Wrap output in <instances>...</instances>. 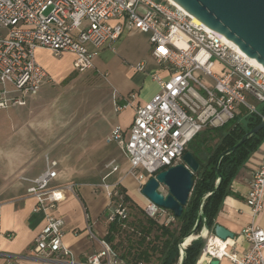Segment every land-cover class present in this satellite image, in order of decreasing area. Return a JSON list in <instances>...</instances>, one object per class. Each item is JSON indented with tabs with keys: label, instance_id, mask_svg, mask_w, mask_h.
Wrapping results in <instances>:
<instances>
[{
	"label": "built area",
	"instance_id": "1",
	"mask_svg": "<svg viewBox=\"0 0 264 264\" xmlns=\"http://www.w3.org/2000/svg\"><path fill=\"white\" fill-rule=\"evenodd\" d=\"M132 31L149 35L152 57L167 72L166 77L159 72L151 74L159 91L135 109L128 131L118 126L108 137L129 159L132 168L128 177L135 180L142 194L151 178L183 163L189 143L198 134L223 127L238 115L239 107L258 113L253 102L264 103V68L171 1L0 0V109L25 106L27 96L52 82L37 61L39 49L55 56L72 53L74 68L83 74L96 69L93 59L102 50L109 47L115 52V44ZM137 71L145 72V64H139ZM203 78L209 79L211 86ZM135 97L131 95L132 100ZM131 105V101L115 102L114 107L120 113ZM46 160V170L38 178H22L29 184L27 194L37 201L34 211L46 219L30 256L40 264H127L106 239L99 240L100 249L85 259H79L65 243V222L56 211L68 193L75 194L76 185L52 187L58 177V162ZM108 167L113 168L108 176L119 170L114 162ZM118 186L102 185L110 198V223L129 218L128 204ZM159 191L163 192L162 187ZM246 204L254 216L264 210V147ZM144 213L157 221L166 217V226L175 221L169 211L148 199ZM86 231L96 239L91 227ZM243 236L249 244L243 254L230 251L226 242L221 246L214 235L206 236L198 263L205 257L208 264L224 258L234 264H264V229L251 226ZM5 264H14V260L8 257Z\"/></svg>",
	"mask_w": 264,
	"mask_h": 264
},
{
	"label": "crops",
	"instance_id": "2",
	"mask_svg": "<svg viewBox=\"0 0 264 264\" xmlns=\"http://www.w3.org/2000/svg\"><path fill=\"white\" fill-rule=\"evenodd\" d=\"M132 32L127 34H131ZM105 50L115 54L109 47L102 50L101 53L93 59L96 69L97 64L95 62H97V59H101V55ZM43 53L51 56L54 54L47 49H39L36 56L37 61L46 70L52 82L61 80L72 71L78 72L74 68L75 56L72 53L65 52L61 54L71 57V63L67 67L54 65L49 61H45L42 57ZM137 66L132 67L131 70L128 71V75L132 79L133 77L135 78L138 90L137 92L130 93L128 97H124L125 101H131L132 105L123 112L118 113L115 111L113 104L110 111L105 110L106 113L101 112V114L99 113L95 118L97 119L99 117L105 120L106 126L104 128L108 131L107 134L111 133L118 126H121L124 132H127L133 122L135 109L146 103L159 91L157 84L149 78L148 73L137 71ZM156 70L160 75L167 76V72L161 69V67H158ZM55 76L59 77V79H56ZM132 94L136 96L134 100L131 98ZM115 115L119 118V120L117 119V123H115L114 120ZM95 119H93V123L97 125ZM89 122L92 123V119ZM88 127L87 125L83 127L82 124L79 125V123H77L72 133V135H74L77 133L79 134L81 131H85L87 134L85 138L87 147L90 146L89 142H94L96 140V138L94 139V137L91 136V129L88 130ZM82 132L80 136L75 137V140L72 138V141H80ZM94 143L91 144L92 148L96 147V143ZM263 147L264 144H261L240 169L238 175L231 184V194L224 199L222 207L215 218L216 226L220 225L235 235L234 239H228L225 242L228 249L237 254H243L249 248V244L243 236L244 230L251 226H259L264 229V210L260 214L254 216L249 206L246 204V196L250 190L253 174L263 157ZM76 155L77 154L74 155L75 162H72V164L64 160L66 167L58 172V177L53 181L52 187H64L70 184L76 185L75 194H67L66 200L59 204L56 215L65 222V243L69 245L79 259H85L100 249L99 240L106 239L108 235L109 222L107 221V217L109 215L110 198L103 190L102 185L108 184L113 186L121 184L126 188L127 194L130 196L125 185V181L130 177L127 176L116 183H106L111 176L120 171L118 170L110 176H108V174L103 175L101 180L105 182L104 184L92 180L100 178L98 175L96 177H87L88 179L86 180L76 181L75 179L81 178L79 173H94L90 168L84 166L80 167L82 161L80 157ZM47 157V152L44 154V158L42 152H40V155H26L19 162L21 164L20 167H15L13 166L14 164L10 162L5 165V167L0 168V234L3 235V237H1L2 256L0 257V264H5L8 257L14 260V264H40L38 260L30 256V252L36 237L46 227V219L42 213L34 211L37 201L27 194L29 184L22 179H17V176H23L22 178L29 179L38 178L46 170ZM77 158L78 160H76ZM111 162L114 161L111 160L109 164ZM60 164L59 161L57 169L60 167ZM63 173L64 175L68 174V179L59 181ZM143 198L144 200L142 199L139 202H134L144 209L147 205V199L144 196ZM131 211L133 212V210ZM165 216H170V214ZM165 218L166 217L161 221L164 222ZM88 227H91L96 239H91L89 237L86 231ZM204 233H206L205 236ZM4 234H12V237L5 238ZM200 235L205 239L206 236L214 234L210 231L207 232L203 228ZM218 240L219 239H217V241ZM225 242L222 241L220 245L222 244L224 246ZM207 260L208 259L202 258L197 264H204ZM219 264L234 263L224 258L219 261Z\"/></svg>",
	"mask_w": 264,
	"mask_h": 264
},
{
	"label": "rangeland",
	"instance_id": "3",
	"mask_svg": "<svg viewBox=\"0 0 264 264\" xmlns=\"http://www.w3.org/2000/svg\"><path fill=\"white\" fill-rule=\"evenodd\" d=\"M149 42L148 34L139 31L125 34L115 44V54L108 50L103 51L101 59L95 62L96 70L83 74L72 71L59 81L55 80L49 84L45 82L35 95L27 96L25 106L0 109V168L10 162L14 164L13 166L20 167L19 162L24 156L40 155L42 152L44 158L47 152L49 159L60 161V167L57 169V172H60L66 167L64 160L72 164L75 162L74 155L77 154L82 161L80 167L90 168L94 173H79L81 178L75 177L76 181L98 175L100 178L92 180L104 184L101 178L112 171L113 168L108 167L111 160L120 171L111 176L106 183H116L126 178L132 168L129 159L116 141L108 142L112 132L107 134L108 131L104 128L105 120L95 118L101 112L106 113L105 110L110 111L115 102L122 104L126 102L124 97L137 92L135 78L132 79L128 75L132 67L145 63V72L150 79L151 74L157 72L156 69L160 66L151 57L152 49ZM53 56L42 54L45 61L54 65L67 67L71 63V57ZM202 80L207 86H211L209 79ZM253 104L258 107L261 103ZM91 119L92 123L89 122ZM93 119L97 125L93 123ZM117 119L119 120L115 115V123ZM77 123L83 127L89 126L91 136L96 138L94 141L96 147L91 146L94 142H89L90 146L87 147L85 131H81L80 141H74L81 133L75 132L77 134L72 135ZM22 177L17 176V179L20 180ZM66 179L68 174L63 173L59 181ZM125 185L134 201L144 200L137 190L135 180L129 178Z\"/></svg>",
	"mask_w": 264,
	"mask_h": 264
},
{
	"label": "trees",
	"instance_id": "4",
	"mask_svg": "<svg viewBox=\"0 0 264 264\" xmlns=\"http://www.w3.org/2000/svg\"><path fill=\"white\" fill-rule=\"evenodd\" d=\"M257 111L251 113L239 107L238 115L229 123L221 128L206 129L189 143L186 152L194 155L200 170L194 174V187L182 215L176 218L169 211L175 217L174 223L166 226L163 221L148 218L144 209L127 194L126 188L118 186L128 204L129 218L124 222H109L106 240L123 261L127 264H197L206 240L199 237L191 242L189 239L187 243H191L183 249L182 259L181 244L195 229L200 215L213 233L215 218L224 199L231 194L233 180L264 142V129L224 156L220 163L219 158L262 122L264 103L257 107ZM217 166L221 177L216 172ZM203 228L201 222L195 235L199 236Z\"/></svg>",
	"mask_w": 264,
	"mask_h": 264
},
{
	"label": "water",
	"instance_id": "5",
	"mask_svg": "<svg viewBox=\"0 0 264 264\" xmlns=\"http://www.w3.org/2000/svg\"><path fill=\"white\" fill-rule=\"evenodd\" d=\"M173 1L206 27L222 34L249 58L255 59L264 67V0ZM263 129L264 116L258 126L244 135L235 146L221 154L219 163L224 156L234 152ZM199 170L200 164L194 155L186 152L183 156V163L160 172L156 178H151L143 187L142 195L179 218L193 190L194 174ZM216 172L218 177H221L218 166ZM161 187L163 192L159 191ZM201 222L204 224V229L209 232L208 226H205V219L200 215L195 229L187 238L196 234ZM213 234L224 242L235 237L233 233L220 225L214 228ZM187 238L181 244V252L185 248ZM204 264H208V261ZM210 264H219V261L212 260Z\"/></svg>",
	"mask_w": 264,
	"mask_h": 264
},
{
	"label": "bare ground",
	"instance_id": "6",
	"mask_svg": "<svg viewBox=\"0 0 264 264\" xmlns=\"http://www.w3.org/2000/svg\"><path fill=\"white\" fill-rule=\"evenodd\" d=\"M169 1H171L174 5H177L178 7H180V8H182L181 6H179L176 2H174L173 0H169ZM183 9V8H182ZM195 20H197L196 18H195ZM198 21V20H197ZM224 37V36H223ZM224 39H226L225 37H224ZM227 41H228V39H226ZM231 43V42H230ZM239 49V48H238ZM240 50V49H239ZM241 51V50H240ZM252 61L254 62V63H257L258 65H260L262 68H264L263 67V65L262 64H260L258 61H256L255 59H252ZM55 78L57 79V76H55ZM205 234L206 233H204V236H205ZM199 237H201V238H203V236L201 235H199V236H197V235H191L190 237H188L187 239H186V241H185V244H184V246L185 247H187V246H189V244L193 241V240H195V239H197V238H199ZM189 239H191V242L188 244L187 243V241L189 240ZM218 243H221L220 242V240H218L217 241ZM221 246H223L222 244H221ZM219 249V248H218ZM181 254H182V256H181V259H182V257H183V252H181ZM205 258V257H204ZM180 259V260H181ZM206 259V258H205ZM182 261V260H181ZM180 261V262H181Z\"/></svg>",
	"mask_w": 264,
	"mask_h": 264
}]
</instances>
